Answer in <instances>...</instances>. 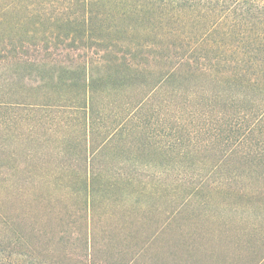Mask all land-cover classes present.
Wrapping results in <instances>:
<instances>
[{"label": "trees", "instance_id": "16d2710c", "mask_svg": "<svg viewBox=\"0 0 264 264\" xmlns=\"http://www.w3.org/2000/svg\"><path fill=\"white\" fill-rule=\"evenodd\" d=\"M16 121L34 131L0 133V153L35 142V125L48 124V155L69 158L77 188L50 170L37 183L64 191L49 200L81 202L66 211L81 228L56 237L28 220L6 219L0 264H38L41 246L33 249L26 233L38 244L47 237L64 244L63 264H103L94 261L105 245L97 235L112 231V212L129 200L141 208L160 184H174L169 174L213 171L231 159L250 167L264 161V0H0V125ZM196 175V188L234 180ZM22 181L33 187L36 178ZM116 190L124 197L112 207Z\"/></svg>", "mask_w": 264, "mask_h": 264}, {"label": "rangeland", "instance_id": "374dc122", "mask_svg": "<svg viewBox=\"0 0 264 264\" xmlns=\"http://www.w3.org/2000/svg\"><path fill=\"white\" fill-rule=\"evenodd\" d=\"M29 124L32 125L31 122ZM28 126L16 121L0 125V133L6 136L10 133L29 136L34 128ZM49 127L48 124L35 125L36 133L39 132L35 142H15L11 148L0 153V235H3V222L6 219L11 225L17 221L22 225L28 220L35 228L41 227V232L51 233L56 237L59 232L81 228L80 221H71L66 212L74 210L77 205L81 207V202L78 204V201L74 202L69 197H53L49 200L54 192L60 196L64 191L40 181L37 183V176L50 170L66 175L65 185L70 189L77 188L76 181L71 176L69 158L60 159L58 155H48L49 148L54 146L52 132L51 135L47 132ZM25 148L34 149L38 155L30 158L25 155ZM205 160L212 162L207 158ZM250 164L248 160L231 159L223 162L221 169L213 171L185 170L183 174H169L173 175L168 178H171L169 181L175 179L174 184H160L154 198L147 194V202H139L141 208L134 203L136 201L129 200L131 203L128 206L123 205L120 210L116 209L111 213L109 221L113 229L97 235L98 241L103 240L105 245L95 252L94 261L121 264L120 256L123 254L126 260L132 259L130 264H264V161L257 167H250ZM196 172L207 175L213 181L227 177L234 180H227V184L222 187L211 188L206 184L196 188L190 181L191 176L194 179L197 177ZM26 175L36 178L33 187L22 181ZM14 182L20 185L19 189L15 187L13 190L9 186ZM22 192L33 194V197H21L19 194ZM185 194L188 198L186 201ZM113 195L114 201L110 203L112 207L124 197L119 190ZM35 196L39 197L34 203ZM115 201L118 202L115 204ZM58 208H63L66 215L63 211L59 215L53 213ZM95 212V230H101L104 223ZM155 230L159 234L153 245L144 248L142 244L145 239ZM20 232L25 231L20 229ZM6 234L13 237L14 233L10 231ZM23 235L33 249L41 246L38 251L35 249L39 254L38 264L67 262L63 257L64 244L59 247L49 237L45 239V243L38 244L35 237L32 238L27 233ZM48 241L51 243L46 246ZM116 252L118 253L115 254Z\"/></svg>", "mask_w": 264, "mask_h": 264}]
</instances>
